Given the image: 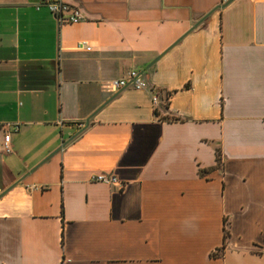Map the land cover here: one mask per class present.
<instances>
[{"label":"crops","instance_id":"1","mask_svg":"<svg viewBox=\"0 0 264 264\" xmlns=\"http://www.w3.org/2000/svg\"><path fill=\"white\" fill-rule=\"evenodd\" d=\"M38 1L0 0V264H264V0Z\"/></svg>","mask_w":264,"mask_h":264},{"label":"built area","instance_id":"2","mask_svg":"<svg viewBox=\"0 0 264 264\" xmlns=\"http://www.w3.org/2000/svg\"><path fill=\"white\" fill-rule=\"evenodd\" d=\"M36 9L45 7L50 14L55 18L59 25H76L83 21V15L78 9L64 3L62 0H39L35 5ZM80 47L89 49L86 43H81ZM132 86L135 90H149L152 95V103L157 105L159 102V95L155 89H150L146 80L137 71H130L123 79L110 81L105 86L108 92H116L120 89ZM1 151L5 154L12 152L11 150V136L5 134L3 138V144ZM91 181L94 183H102L109 185L115 189H121L123 183L113 174H94L91 177Z\"/></svg>","mask_w":264,"mask_h":264},{"label":"water","instance_id":"3","mask_svg":"<svg viewBox=\"0 0 264 264\" xmlns=\"http://www.w3.org/2000/svg\"><path fill=\"white\" fill-rule=\"evenodd\" d=\"M89 125V119L86 121V125H85V128L87 127ZM84 129V128H83ZM83 132V130L81 131V132H79L78 134H76L74 137H72V139L71 140H73L75 137H77L79 134H81ZM64 145H65V143H64ZM64 145H63V147H64ZM62 148V147H61Z\"/></svg>","mask_w":264,"mask_h":264},{"label":"trees","instance_id":"4","mask_svg":"<svg viewBox=\"0 0 264 264\" xmlns=\"http://www.w3.org/2000/svg\"><path fill=\"white\" fill-rule=\"evenodd\" d=\"M220 154H218V156H219ZM228 236V231L227 230H225V238Z\"/></svg>","mask_w":264,"mask_h":264}]
</instances>
